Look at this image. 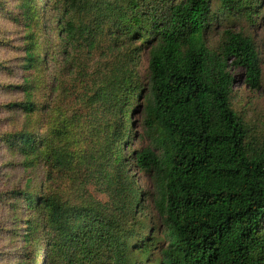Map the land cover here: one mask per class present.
I'll use <instances>...</instances> for the list:
<instances>
[{
  "label": "trees",
  "instance_id": "16d2710c",
  "mask_svg": "<svg viewBox=\"0 0 264 264\" xmlns=\"http://www.w3.org/2000/svg\"><path fill=\"white\" fill-rule=\"evenodd\" d=\"M63 1V10L49 12L38 0H18L23 57L16 89L23 100L6 107L21 112L23 127L4 139L9 150L21 155L25 177L11 207L13 219L22 212L23 226L13 264H38L41 240L45 249L39 264L47 263L49 252L53 264H130L129 240L142 234L146 224L137 220L142 194L128 164L159 176L161 196L155 206L168 241L161 252L163 264H264V143L249 141L230 101L229 65L244 71L250 90L261 85L253 39L227 30L217 50L208 48L212 0ZM109 26L116 31L99 59L112 54L114 59L104 67L99 62L85 95L92 129L76 126L79 117L73 115L51 130L57 143L47 159L75 186V193L71 199L57 193L43 196L33 187L41 156L33 130V118L41 112L39 75L49 60L64 55L79 76L75 54L100 48ZM141 38L152 43L146 110L149 124L161 130L163 147L160 156L144 150L126 158L119 141L129 108L142 90L137 55L130 47ZM55 90L68 95L60 83ZM78 136H88L83 139L90 140L87 151L70 150ZM90 187L108 201L96 199Z\"/></svg>",
  "mask_w": 264,
  "mask_h": 264
},
{
  "label": "rangeland",
  "instance_id": "374dc122",
  "mask_svg": "<svg viewBox=\"0 0 264 264\" xmlns=\"http://www.w3.org/2000/svg\"><path fill=\"white\" fill-rule=\"evenodd\" d=\"M179 2L180 0H169ZM48 2V0H47ZM38 0L45 11L63 10V0ZM20 13L18 0H0V264H13L19 257L21 234L23 231L19 213L16 219L11 217V207L15 192L24 185L22 171V157L18 152L9 150L5 143V136L19 133L22 130V114L18 109H8L6 105L20 103L23 94L16 87L21 81V60L23 57L21 47L22 28L18 20ZM210 26L206 33V45L211 50H217L227 30L239 32L250 36L256 44L260 60L262 79L257 90H250L245 83L244 71L236 66L229 65L233 77L232 93L230 97L233 110L243 120L248 131L249 141L264 143V0H224L211 1ZM105 37L101 40L97 50L89 52L84 48L75 58L81 67V74L76 75L74 68L68 65V58L64 55L54 56L48 61L47 68L40 74V82L36 93L41 112L36 114L33 121L36 123L33 130L40 143V160L36 164L33 187L41 191L43 196L60 194L65 198H72L75 186L67 177L61 176L52 169L48 156L53 145L57 143L52 137L51 130L57 122L71 121L77 115L76 126L90 131L93 123L88 121L90 108L85 98L87 87L94 83V72L100 61L102 67L110 64L114 57L105 56L99 59L101 52L106 48L109 34L115 28H106ZM121 43H118L120 45ZM152 43L148 39H136L130 49L136 52L137 60L135 71L138 84L142 90L137 94L129 108L130 120L127 123L125 136L119 141L121 153L128 158L135 152L151 150L157 156L162 154V134L157 125H150L146 110L148 96V56ZM115 54V53H114ZM107 55V54H106ZM58 63H60L58 65ZM60 67V68H59ZM57 83L68 90L63 96L57 92ZM65 99V100H62ZM61 111L58 112L57 109ZM60 113V117L57 114ZM112 120V118H110ZM109 119V120H110ZM111 120L109 121L110 123ZM88 135V133H87ZM76 137L71 145L73 152L87 151L90 147L89 138ZM126 140L123 148L122 142ZM62 142L58 143L61 145ZM128 174L135 187L141 192L139 200V214L137 220L145 223V229L135 238L129 240L130 264H163L162 250L168 246L165 225L160 218L155 202L161 196L160 180L156 171L142 172L128 164ZM90 193L101 202L108 201L106 195L90 187ZM264 226V223L262 224ZM44 240L39 242L41 250L37 254L38 264L40 252L44 251ZM145 247L146 250H143ZM52 253L46 264H53Z\"/></svg>",
  "mask_w": 264,
  "mask_h": 264
}]
</instances>
